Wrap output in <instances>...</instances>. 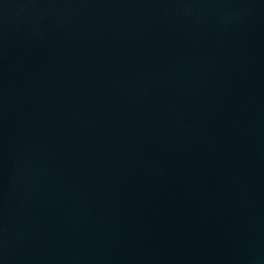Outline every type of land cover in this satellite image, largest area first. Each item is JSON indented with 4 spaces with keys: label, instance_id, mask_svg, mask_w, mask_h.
Wrapping results in <instances>:
<instances>
[{
    "label": "water",
    "instance_id": "1",
    "mask_svg": "<svg viewBox=\"0 0 264 264\" xmlns=\"http://www.w3.org/2000/svg\"><path fill=\"white\" fill-rule=\"evenodd\" d=\"M0 264H264V0H0Z\"/></svg>",
    "mask_w": 264,
    "mask_h": 264
}]
</instances>
